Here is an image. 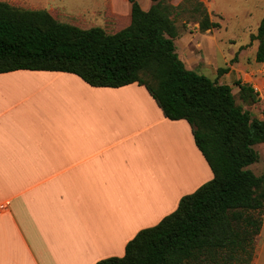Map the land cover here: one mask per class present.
I'll return each mask as SVG.
<instances>
[{"label":"crops","instance_id":"1","mask_svg":"<svg viewBox=\"0 0 264 264\" xmlns=\"http://www.w3.org/2000/svg\"><path fill=\"white\" fill-rule=\"evenodd\" d=\"M138 1L145 11L154 4ZM202 1L220 27L203 31L194 21L180 29L177 20L179 57L234 93L238 80L250 84L260 101L244 107L263 119L264 62L252 35L264 0ZM100 5L76 15L32 6L84 28L130 23L129 0ZM221 68L228 71L219 75ZM213 177L190 123L168 118L144 85L92 86L64 71L0 73V264H96L124 256L139 231ZM251 264H264L263 225Z\"/></svg>","mask_w":264,"mask_h":264},{"label":"trees","instance_id":"2","mask_svg":"<svg viewBox=\"0 0 264 264\" xmlns=\"http://www.w3.org/2000/svg\"><path fill=\"white\" fill-rule=\"evenodd\" d=\"M121 28L81 27L60 13L0 0V73L50 70L75 73L92 86L144 85L164 114L186 119L213 179L182 197L178 208L131 239L124 256L96 264H251L263 225L264 173L249 166L261 160L264 118L245 104L260 101L250 84L238 80L242 103L229 84L186 67L176 51L177 17L185 10L153 0L145 11L138 0ZM200 29L220 27L203 1ZM253 39L264 62V17ZM228 71L221 68L219 75Z\"/></svg>","mask_w":264,"mask_h":264},{"label":"rangeland","instance_id":"3","mask_svg":"<svg viewBox=\"0 0 264 264\" xmlns=\"http://www.w3.org/2000/svg\"><path fill=\"white\" fill-rule=\"evenodd\" d=\"M2 1H7L10 4L16 7H19V8H27L29 7L28 4H31L37 7H42V6L43 7H49V6L60 7L66 13L72 14V15H76L82 12H87L93 8L101 6L100 5L101 0H2ZM169 1L171 2V0ZM198 1H202V0H182L181 1V3L184 2V6H186L187 10L183 11L177 17V20L179 21L180 29H187V23L199 21V19L202 17L201 11L194 10V7ZM94 18L95 16H88V19L94 20ZM95 21L97 25H103L104 19L102 16H97ZM178 47H179V50L182 51L181 43H178ZM14 81L32 82V83L36 82L35 80H14ZM40 82H43V81L40 80ZM63 93L64 92H62V94ZM235 94H236L237 102L241 104L242 103L241 97L239 95V92L236 91V88H235ZM259 109L261 112L264 110L262 106ZM255 148L260 152L261 160L257 163L250 165L249 167L256 174L261 175L264 173V143L257 144ZM263 215H264V212H263ZM263 234H264V217H263ZM204 263H201V264H204Z\"/></svg>","mask_w":264,"mask_h":264}]
</instances>
